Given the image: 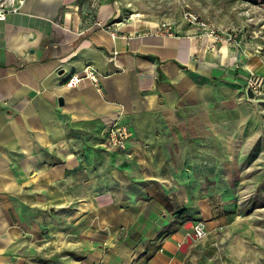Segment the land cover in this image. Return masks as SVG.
<instances>
[{"label": "crops", "instance_id": "crops-1", "mask_svg": "<svg viewBox=\"0 0 264 264\" xmlns=\"http://www.w3.org/2000/svg\"><path fill=\"white\" fill-rule=\"evenodd\" d=\"M1 5L17 10L0 20V264H209L186 234L219 227L217 209L167 189L193 183L186 167H221L232 115L205 106L229 87L203 37L122 20L119 0ZM86 65L100 89L62 87ZM113 123L125 151L103 141Z\"/></svg>", "mask_w": 264, "mask_h": 264}, {"label": "rangeland", "instance_id": "rangeland-1", "mask_svg": "<svg viewBox=\"0 0 264 264\" xmlns=\"http://www.w3.org/2000/svg\"><path fill=\"white\" fill-rule=\"evenodd\" d=\"M3 2L0 0V5ZM119 2L122 20L137 14L136 18L142 15V21L178 26L181 31L195 28L194 35L203 37L208 48L207 61L219 67L220 77L228 82L229 89L221 88L227 99L205 106V111L232 115L231 119L223 116L217 126L221 132V167H186L182 170L193 183L167 185V189L172 186L191 197L208 195L217 209L219 227L192 246L203 251L199 253L202 259L209 264H264V0ZM185 12L199 15L205 25L189 23ZM223 46L224 61L213 55ZM248 79L257 87L252 96L246 93ZM206 141V154L212 156L211 139L206 136ZM227 161L236 165L229 169L225 167Z\"/></svg>", "mask_w": 264, "mask_h": 264}, {"label": "built area", "instance_id": "built-area-1", "mask_svg": "<svg viewBox=\"0 0 264 264\" xmlns=\"http://www.w3.org/2000/svg\"><path fill=\"white\" fill-rule=\"evenodd\" d=\"M19 4L23 2V0H18ZM17 10L16 7H5L0 5V20L5 18L6 13ZM132 15V14H131ZM185 19L192 24H200L204 26L202 18L194 14L192 12H185ZM120 22L113 23L115 27L119 25ZM164 26H169V24L163 23ZM213 33V30L211 31ZM94 85L98 89H100L98 85V76L96 71L91 67V65H86L81 70L74 72L68 76V78L63 82L62 87L64 88H73L82 85ZM247 87L251 88L252 91H256L257 87L250 79L247 80ZM131 136V132L129 127L125 124L121 123H113L110 125H106L102 129V138L105 145L110 149H116L125 151L127 147V141ZM127 156H130L129 153H126ZM207 234V230L203 221L196 222L191 232L186 234V239L191 241H198L203 238Z\"/></svg>", "mask_w": 264, "mask_h": 264}, {"label": "bare ground", "instance_id": "bare-ground-1", "mask_svg": "<svg viewBox=\"0 0 264 264\" xmlns=\"http://www.w3.org/2000/svg\"><path fill=\"white\" fill-rule=\"evenodd\" d=\"M138 15L137 14H133L132 16H131V18H136ZM142 17V15H139V17L138 18H136V19H139V18H141ZM144 21H146V22H152V21H150V20H146V19H144ZM223 51H225V48H224V46L222 47V49L220 50V52L218 53L217 51H215L214 53H215V55L218 57H221V55H222V53H223Z\"/></svg>", "mask_w": 264, "mask_h": 264}, {"label": "water", "instance_id": "water-1", "mask_svg": "<svg viewBox=\"0 0 264 264\" xmlns=\"http://www.w3.org/2000/svg\"><path fill=\"white\" fill-rule=\"evenodd\" d=\"M246 93H247L248 96H252L253 95L252 89L249 88V87H247Z\"/></svg>", "mask_w": 264, "mask_h": 264}]
</instances>
